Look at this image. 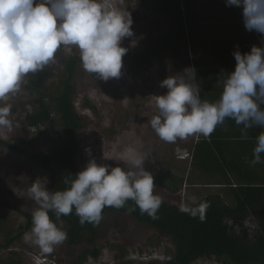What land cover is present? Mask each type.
Instances as JSON below:
<instances>
[{"label":"clouds","instance_id":"9594fccd","mask_svg":"<svg viewBox=\"0 0 264 264\" xmlns=\"http://www.w3.org/2000/svg\"><path fill=\"white\" fill-rule=\"evenodd\" d=\"M226 4L242 7L248 31L264 34V0H226ZM133 23L130 12L115 6L113 0H0V100L15 93L25 75L53 61L62 46H76L83 68L97 78H119L128 52L122 41L134 35ZM233 55L235 70L220 79L222 92L215 102L201 99L194 67L161 82L160 87L168 91L154 96L158 115L149 122L161 140L175 143L194 134L207 137L227 118L243 125L245 137L247 129L264 127V47L253 46L248 53ZM10 115V104L0 106V129H12ZM85 151L91 155V149ZM262 154L264 132L256 138L251 164H260ZM148 155L136 146L124 150L123 156L135 170L90 159L60 191H49L40 180L34 182L28 192L37 207L25 242L51 253L67 239L58 223L73 210L81 225L99 223L105 207L121 209L131 200L142 214L156 218L161 199L154 194L153 174L143 167ZM206 207H182L181 211L193 217L201 214L203 219Z\"/></svg>","mask_w":264,"mask_h":264},{"label":"rangeland","instance_id":"374dc122","mask_svg":"<svg viewBox=\"0 0 264 264\" xmlns=\"http://www.w3.org/2000/svg\"><path fill=\"white\" fill-rule=\"evenodd\" d=\"M154 2L113 0L115 6L129 11L134 21V35L124 38L121 45L128 49L127 54L146 48L168 30L166 19L151 10ZM126 55L119 78L108 81L94 79L82 63L76 70L74 107L83 126L77 139L76 168L82 171L88 161L94 158L98 164L135 170L123 153L127 147L136 146L149 154L143 165L145 170L159 176L170 171L178 179V193L174 194L154 184V194L169 204L196 208L205 196L221 191L206 188L205 185L193 187L191 182L194 180L187 179L189 170L193 168L192 152L201 135L194 134L183 140L178 139L175 143H167L157 136L149 122L158 115L154 96L165 95L168 91L160 87L161 82L169 76L182 74L188 68L187 64L199 56L187 52L175 55L167 51L155 58L145 70L131 72ZM70 57L80 59L79 49L76 46H62L54 60L47 65L54 74L48 81L51 92H56L60 86L64 61ZM31 76L32 73L25 75L15 93L0 100V106L11 105L9 119L13 123L11 130L0 129V138L37 150H53L62 135V124L58 117L53 116L51 121L34 130L26 128L25 114L34 111L30 105L32 92L28 89ZM85 149H91V155ZM195 170L197 168L194 167V173ZM37 180L49 190L47 175L39 165L11 150L0 148V194L12 206L0 212L4 228L0 232V245L4 244L8 231H17L24 224L25 218L21 213H32L37 207L28 192ZM199 183L205 184V181ZM58 227L63 230L62 225ZM87 250L99 251V255L98 258L89 256L83 264H165L172 258L175 249L171 238L161 235L155 228L141 224L130 216L108 214L98 228L94 245L85 243L70 246L66 239L55 246L51 253H44L38 246L25 242L23 236L10 249L0 250V264H9L12 256L20 260L21 264H78ZM191 264L219 263L200 258Z\"/></svg>","mask_w":264,"mask_h":264},{"label":"trees","instance_id":"16d2710c","mask_svg":"<svg viewBox=\"0 0 264 264\" xmlns=\"http://www.w3.org/2000/svg\"><path fill=\"white\" fill-rule=\"evenodd\" d=\"M201 0H155L151 10L162 16L168 22V30L161 34L146 48L129 52L126 55L127 66L131 72H140L148 68L155 58L171 51L175 55L187 52L199 58L187 64L196 70V79L201 89V99L214 102L219 100L222 87L220 79L235 70L236 61L233 53L242 54L251 51L253 45L238 41L229 35L228 27H221L219 20L213 14H208L209 4L198 9ZM202 4V3H201ZM78 57H70L64 61V73L56 92H51L48 81L53 77V71L46 65L42 70L32 73L28 89L33 99L30 105L32 113L25 114L26 128L34 130L51 121L53 116L59 118L62 124V135L58 146L53 150H37L18 142L10 143L0 138V148L8 149L39 165L48 178L49 191L64 190L68 185L65 181L75 176L78 153V134L82 130V121L74 107L76 94L74 80L76 70L81 64ZM94 79L96 74L91 73ZM227 118L226 125L231 123ZM250 135V134H249ZM248 134L235 136L240 142L248 140ZM222 138V140H219ZM245 138V139H243ZM227 139L220 134H210L200 137L192 152V166L204 169L206 172L222 171L227 176L225 167H230L226 158L218 154V147L224 146ZM238 160V159H237ZM241 166L246 163L241 162ZM256 166L250 165V169ZM255 170V169H254ZM154 184L164 187L176 194L179 192L178 179L170 171L162 175H154ZM208 185L222 186L224 194H212L204 197L201 204L207 207L201 214L193 217L189 212L181 211V207L169 204L161 199V205L153 218L141 213L133 201H128L121 209L105 207L99 223H79L75 210L68 216H62L63 230L67 233L70 246L88 244L94 245L98 238V228L108 214L130 216L139 223L151 226L163 236L171 238L174 245L172 258L165 264H191L200 258L215 260L219 264H264V182L254 178L242 177L232 181H214ZM173 185V186H172ZM199 206H196V208ZM12 206L0 194V212L9 210ZM128 208H135L129 212ZM25 222L17 231H8L0 250L10 249L16 242L22 240L24 234L32 228V213H21ZM55 221V214L49 213ZM0 215V232L4 230ZM99 251H86L78 264L92 256L98 258ZM9 264H21L12 256Z\"/></svg>","mask_w":264,"mask_h":264},{"label":"crops","instance_id":"0c3cea01","mask_svg":"<svg viewBox=\"0 0 264 264\" xmlns=\"http://www.w3.org/2000/svg\"><path fill=\"white\" fill-rule=\"evenodd\" d=\"M206 3L209 4L210 7V9H208V14H213V16H216L220 22L221 27H228V32L229 30L231 32L229 35L237 37L238 41L244 42L247 45L264 47V34L257 33L254 30L248 31L245 28L242 7L227 6L226 0H201L197 4L198 9H200V7H202V5ZM218 97L220 98V96ZM216 99L214 100V102L216 101ZM261 108H264V105H261ZM231 120V123H228L229 125H226V122H224L222 125H218L212 133L216 134V136L221 134L222 136H224V139L228 140L224 146L220 145L218 147V154L222 155L221 158H226L227 163H230V167H225L224 169L227 176H225L224 172L222 171L208 173L204 169H200L199 167H195L197 168V170H195L196 173H194V167L192 168L191 166L192 170H189L187 179L192 181L194 180L193 182H191V185L193 187L205 185L206 188L220 189L221 191L220 193H218L224 194L226 192V189L228 188L208 184L218 183L214 181H224V179L226 178L235 181L236 179L242 177L254 178L259 181L258 183L264 182V154H262L261 156L262 162L260 164L253 165L256 166L254 168L255 170L250 169L248 171L253 159V149L256 146V138L261 132H264V127L253 126L252 128L247 129L246 135L250 134L249 142L248 140L235 142L238 140L229 139H233L235 136L239 135L244 136L245 133L242 131L243 125H237L233 119ZM202 136L203 135H201V137ZM199 140L200 137L198 138L197 142ZM219 140H222V138H220ZM241 162L246 163V166L242 167ZM197 179H200V181H205V184L199 183L200 181L197 182Z\"/></svg>","mask_w":264,"mask_h":264},{"label":"bare ground","instance_id":"6f19581e","mask_svg":"<svg viewBox=\"0 0 264 264\" xmlns=\"http://www.w3.org/2000/svg\"><path fill=\"white\" fill-rule=\"evenodd\" d=\"M220 136V135H219Z\"/></svg>","mask_w":264,"mask_h":264}]
</instances>
